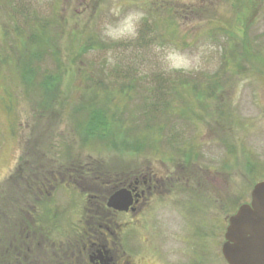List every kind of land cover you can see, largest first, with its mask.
Segmentation results:
<instances>
[{"label": "rangeland", "instance_id": "374dc122", "mask_svg": "<svg viewBox=\"0 0 264 264\" xmlns=\"http://www.w3.org/2000/svg\"><path fill=\"white\" fill-rule=\"evenodd\" d=\"M121 2L145 11L140 35L105 43L111 0H0V254L11 246L10 262L38 230L28 263L68 264L74 224L105 174L151 167L189 180L148 212L139 256L148 236L171 264H225L228 220L264 180V0ZM207 44L191 74L164 72L154 50ZM87 107L121 108L128 142L115 132L84 140ZM53 172L58 186L38 194ZM47 207L59 216L53 231Z\"/></svg>", "mask_w": 264, "mask_h": 264}, {"label": "flooded vegetation", "instance_id": "af4514ba", "mask_svg": "<svg viewBox=\"0 0 264 264\" xmlns=\"http://www.w3.org/2000/svg\"><path fill=\"white\" fill-rule=\"evenodd\" d=\"M115 173L114 176L105 174L106 179H102L101 182L106 189L101 188L102 191H97L95 195L89 196L91 202L94 203L89 204L85 217L76 220L82 229L78 239L69 245L68 264H142L146 259L152 260L149 264L155 261L171 264L167 262V257H162L164 252L160 251L159 245L155 244L148 236H145V241H142V245L147 247V254L139 256L138 228L145 224L148 212L152 211L157 202L162 201L164 195L168 194L170 200L175 199L181 188V183H187L189 180L188 172L181 170L166 174V172H160L151 167L147 170L139 167L133 169L129 174ZM57 178L56 172H53L50 177L47 176L37 186L38 194H45L48 187L58 186ZM45 181L47 184L44 183ZM56 181L58 182L56 183ZM121 190H124L131 200L130 208L127 211H120L108 206L110 197ZM57 220L54 218L53 221H47L56 225L58 224ZM150 221L152 220L150 219ZM37 232L38 230L25 235L29 242L28 246H19L23 253L22 258L19 257L20 264H42V256H35L32 262L28 263L31 259L29 252L36 248L35 242L32 240L34 237L36 238ZM42 234L44 236V232ZM42 245H44L43 242L38 243L37 247ZM23 248H26V254ZM4 249L6 252L0 254L1 257L3 255L0 264H10L11 246H4ZM224 263L228 264L225 259Z\"/></svg>", "mask_w": 264, "mask_h": 264}, {"label": "water", "instance_id": "95a60500", "mask_svg": "<svg viewBox=\"0 0 264 264\" xmlns=\"http://www.w3.org/2000/svg\"><path fill=\"white\" fill-rule=\"evenodd\" d=\"M129 195L121 190L113 194L108 206L129 210ZM222 253L229 264H264V181L255 184L250 203L242 204L230 216Z\"/></svg>", "mask_w": 264, "mask_h": 264}, {"label": "clouds", "instance_id": "9594fccd", "mask_svg": "<svg viewBox=\"0 0 264 264\" xmlns=\"http://www.w3.org/2000/svg\"><path fill=\"white\" fill-rule=\"evenodd\" d=\"M108 15L110 19L105 20L100 26V39L105 43L136 40L146 18L142 6H130L125 11V5L121 0H111ZM212 48L211 44L201 45L196 52H189L176 46L157 45L154 50L159 56L164 72L191 74L201 70L203 57L206 54L205 49ZM105 59L109 65L116 63L111 49L108 50Z\"/></svg>", "mask_w": 264, "mask_h": 264}, {"label": "trees", "instance_id": "16d2710c", "mask_svg": "<svg viewBox=\"0 0 264 264\" xmlns=\"http://www.w3.org/2000/svg\"><path fill=\"white\" fill-rule=\"evenodd\" d=\"M49 79L51 80V78H49ZM200 96H202V94H200ZM189 97L193 98L192 96H189ZM195 98H196V96H195ZM197 98H198V96H197ZM154 104H156V103H154ZM161 106H165L167 109H169V107H171L172 110L174 109L172 107L173 106L172 103H168V104L167 103H163V104H161ZM116 109H119L118 111H122L121 108H116ZM182 109H184V108H182ZM87 110H88V115H87L88 118L84 119V121H83V118H82V121H79V124L81 125V128H82V130H81L82 138L84 140H87L86 139L87 136H88V138L90 140L94 139V138L95 139H100L101 138V140H105V139H107L108 135L114 134V132H115L118 135V137L123 135L122 139L126 143L127 140L124 139V138L126 136L125 132H127V130L124 128V126H121L120 123H119L120 118H121V113L120 112L117 111V113L112 114V112L111 113L108 112V111L106 112L105 109H103V108L96 109V108H93V107L91 109H89L87 107ZM117 114H118V117L115 116ZM114 124H117L119 126V130L121 129L122 132L115 130L114 126H113ZM83 200H84V202L86 201L85 198ZM43 215H44V218L46 220L47 219L48 220L49 219L50 220L51 219L54 220V218H59L58 214L57 213L55 214V211L50 209V208H48V207L45 209ZM49 225H50L49 227L52 228V231H53V228H58L59 227L58 224L55 225V224L50 223ZM74 226L77 227V230H76V228H74L76 237H79L80 236L79 232L82 229V227L76 226L75 224H74ZM52 231H50L51 232V235H49L50 238H52V235L54 234V232L52 233ZM2 257H3V255H2ZM10 264H20V258H19L18 255L16 256V253H15V258H13V261L10 262Z\"/></svg>", "mask_w": 264, "mask_h": 264}]
</instances>
